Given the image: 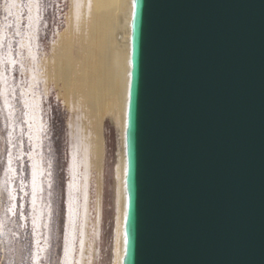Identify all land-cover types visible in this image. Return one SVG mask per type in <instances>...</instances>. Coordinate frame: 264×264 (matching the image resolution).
Segmentation results:
<instances>
[{
  "label": "water",
  "instance_id": "95a60500",
  "mask_svg": "<svg viewBox=\"0 0 264 264\" xmlns=\"http://www.w3.org/2000/svg\"><path fill=\"white\" fill-rule=\"evenodd\" d=\"M122 264H264V0H134Z\"/></svg>",
  "mask_w": 264,
  "mask_h": 264
},
{
  "label": "rangeland",
  "instance_id": "374dc122",
  "mask_svg": "<svg viewBox=\"0 0 264 264\" xmlns=\"http://www.w3.org/2000/svg\"><path fill=\"white\" fill-rule=\"evenodd\" d=\"M71 4L0 0V264H65L67 187L73 175L83 176L84 166L75 174L71 164L77 138L70 122L74 112L55 85L43 87L36 60L51 51L58 32L67 27ZM33 108L41 116L39 143L32 130L37 115ZM105 134L100 264H112L119 131L111 120L106 121ZM37 164L43 167L38 176L33 173ZM90 191L94 195L93 185ZM78 237L71 240L78 243Z\"/></svg>",
  "mask_w": 264,
  "mask_h": 264
},
{
  "label": "bare ground",
  "instance_id": "6f19581e",
  "mask_svg": "<svg viewBox=\"0 0 264 264\" xmlns=\"http://www.w3.org/2000/svg\"><path fill=\"white\" fill-rule=\"evenodd\" d=\"M132 16L133 0H72L67 27L58 32L51 51L44 53L41 60L32 57L40 68L37 71L41 70V73L38 72L43 77L40 76L41 79L46 81L45 84L41 80L43 87L55 85L59 95L74 112L70 122L75 124L73 134L77 138L71 164L74 173L84 166L83 176L73 175L67 187L69 229L65 244V264L101 262L107 120H111L119 131V147L114 166L117 213L112 264H122L126 251L124 223L128 195L125 187V130L132 67ZM38 111L32 126L34 138L38 141L36 143L42 139L41 116ZM33 170L34 175L41 174L43 167L37 164ZM39 178L36 177L40 181ZM91 185L94 186V195L90 191ZM77 237L78 243L71 240Z\"/></svg>",
  "mask_w": 264,
  "mask_h": 264
},
{
  "label": "snow or ice",
  "instance_id": "6c2138e0",
  "mask_svg": "<svg viewBox=\"0 0 264 264\" xmlns=\"http://www.w3.org/2000/svg\"><path fill=\"white\" fill-rule=\"evenodd\" d=\"M133 12H134V0H133ZM125 220H127V216H125ZM127 242L126 237H125V243Z\"/></svg>",
  "mask_w": 264,
  "mask_h": 264
}]
</instances>
